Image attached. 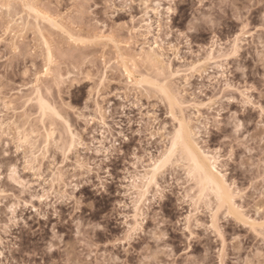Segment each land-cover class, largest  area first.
I'll return each mask as SVG.
<instances>
[{
  "label": "rangeland",
  "instance_id": "obj_1",
  "mask_svg": "<svg viewBox=\"0 0 264 264\" xmlns=\"http://www.w3.org/2000/svg\"><path fill=\"white\" fill-rule=\"evenodd\" d=\"M262 102L264 0H0V264H264ZM180 118L212 227L181 153L147 186Z\"/></svg>",
  "mask_w": 264,
  "mask_h": 264
},
{
  "label": "bare ground",
  "instance_id": "obj_2",
  "mask_svg": "<svg viewBox=\"0 0 264 264\" xmlns=\"http://www.w3.org/2000/svg\"><path fill=\"white\" fill-rule=\"evenodd\" d=\"M155 9V8H154ZM158 9V8H157ZM155 9V11L157 10ZM158 13V11H157ZM151 24H148V29L150 30ZM160 45L158 44V41H154V45L150 48L151 52L156 53V48H159ZM158 57L157 59L159 60V57L161 56L160 54H157ZM169 98L171 100L172 105H182L181 102H179L176 98L175 95L170 94ZM40 105L43 109H50L54 110V108L51 107L49 104V101L47 102L44 99H41ZM183 130V135L185 137L184 142L177 143V146L175 149L172 148V143L171 141L174 140L175 134L179 130ZM197 133L194 131L193 127L191 126L190 122L187 120V118H180L178 120V125L175 126L173 131L170 132V139H169V145L167 146L165 152L163 153L162 157L157 159L155 164H153V169L151 176L149 177L148 175V182L147 186H149L152 182L156 181L157 175H161L163 173V169L165 168L166 164L171 161L172 157L175 156L177 152L181 153L180 155L182 156V160L186 161V164L188 166V172L190 173H195L194 176H197V178L200 180L201 184L203 186L210 187V189L213 190V185L215 184L217 186V189L221 192V194L228 198L230 197L232 200V206L231 208L233 209L234 205V190L230 188L229 183L226 181L224 174L222 175L220 170L218 169V162L219 160L213 156H209L208 153H205L206 151L202 150L196 136ZM169 151H171V156H169L168 160L166 163L161 164V160L164 159L166 155H168ZM179 160V159H178ZM157 165H160L159 168H157ZM197 165L200 166L201 169H203V172L201 173L200 171L197 170ZM213 169H215L213 171ZM163 170V171H162ZM151 171V170H150ZM147 180V178H146ZM145 188V187H144ZM149 188V187H148ZM144 192V191H143ZM142 192V194H144ZM216 194V193H215ZM237 206V205H236ZM234 206V209L235 207ZM238 207V206H237ZM240 214V213H239Z\"/></svg>",
  "mask_w": 264,
  "mask_h": 264
},
{
  "label": "snow or ice",
  "instance_id": "obj_3",
  "mask_svg": "<svg viewBox=\"0 0 264 264\" xmlns=\"http://www.w3.org/2000/svg\"><path fill=\"white\" fill-rule=\"evenodd\" d=\"M171 5L169 6V12H171ZM190 31L193 30L190 26ZM234 54V53H233ZM165 95H168V93H164ZM243 95V93H242ZM171 102V101H170ZM248 103H251V101H249ZM255 107V105H253ZM260 112H261V116H262V119H264V102H262L261 106H260ZM175 119V117H173ZM232 120L234 121L233 123V129H234V132L236 134H240V131H241V128L243 127L242 124H240V122L236 119L235 116L232 117ZM175 139L171 141L172 143V148L175 149L176 146H177V143L180 142V143H183L184 142V135H183V130L181 128V130L177 131L176 134H175ZM73 141H75V137H73ZM75 145L73 144V147ZM19 150V149H18ZM71 148H68L66 151L67 152H71ZM219 152V150H217ZM5 155H7V153H5ZM169 156H171V151H169L168 155H166L164 157L163 160H161V164H164L167 162ZM229 158H230V154H229ZM160 165H157V168H159ZM28 168V164H27V161H25V170H27ZM197 170L200 171L201 173L203 172V169L200 168L199 165H197ZM215 169H213L214 171ZM16 172H17V168L13 165L10 170L8 171L7 173V178L9 180H12L13 177L16 176ZM195 173H190V175H194ZM4 179L3 176H0V180ZM200 191V196H201V199L202 201L204 202V205L207 206L208 208V212L211 213L212 215V221H213V224L212 225H208V227H212L214 226L215 224V220H216V214L220 212L221 208H220V205H225L227 204V207L225 208V211L227 212L228 215H233V212L231 211V206H232V200L230 197L226 198L224 197L221 192L217 189V186L214 184L213 185V191L216 193L215 195V200L211 199L210 197H207L206 196V193H207V188L205 186H202L201 189L199 190ZM36 197H33V199H35ZM44 196H40L39 199L41 201L44 200ZM195 204V206L197 207V209H199L200 207H202L203 205L201 204H196V202L194 201L193 202ZM239 212V210H237V213ZM189 221L191 220V214L189 215L188 217ZM241 223H243V220L240 221ZM199 226V225H197ZM247 226V225H246ZM140 231V228H139V224H137V226L135 228H132L131 226L129 227V231L127 232V236H126V241L127 240H132V239H135L138 235ZM156 264H159V262H156Z\"/></svg>",
  "mask_w": 264,
  "mask_h": 264
}]
</instances>
